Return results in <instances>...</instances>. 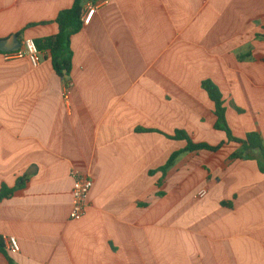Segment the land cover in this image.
Segmentation results:
<instances>
[{
  "label": "crops",
  "instance_id": "1",
  "mask_svg": "<svg viewBox=\"0 0 264 264\" xmlns=\"http://www.w3.org/2000/svg\"><path fill=\"white\" fill-rule=\"evenodd\" d=\"M71 7L0 0V41L54 37ZM71 49L67 80L48 53L34 67L0 52V192L15 190L0 237L21 247L0 264H264V172L230 160L241 146L203 87L236 138L264 140V0H108ZM179 132L224 145L183 152ZM72 169L94 179L79 221Z\"/></svg>",
  "mask_w": 264,
  "mask_h": 264
},
{
  "label": "trees",
  "instance_id": "2",
  "mask_svg": "<svg viewBox=\"0 0 264 264\" xmlns=\"http://www.w3.org/2000/svg\"><path fill=\"white\" fill-rule=\"evenodd\" d=\"M88 1L96 0H72L71 9L62 11L55 23L59 26V33L41 41H35L42 53H48L52 61L54 71L65 80L69 79L73 66V52L71 49L72 38L83 28V16L85 13V4ZM204 90L209 94V98L215 105V115L217 117L216 128L224 131L229 142H234L241 146L238 152L233 154L230 160H257L260 165V171L264 172V140L258 133L247 134L246 138H236L227 124V111L223 100L221 90L211 81H203ZM178 140H186L188 145L183 152L196 151H219L224 143L216 146L208 144L195 143L185 132L176 134ZM180 153H175L170 162L162 169L164 174L175 164ZM23 187V182L20 188ZM15 190L3 187L0 192V201L13 197ZM4 239L0 237V252L8 254Z\"/></svg>",
  "mask_w": 264,
  "mask_h": 264
},
{
  "label": "built area",
  "instance_id": "3",
  "mask_svg": "<svg viewBox=\"0 0 264 264\" xmlns=\"http://www.w3.org/2000/svg\"><path fill=\"white\" fill-rule=\"evenodd\" d=\"M108 0H102L100 2L93 3L91 1L85 4V13L82 19L83 25H89L93 18L95 17L97 11L101 6H103ZM34 39H27L23 42V49L16 52L6 53L5 57L7 60H13L16 58L24 59L28 58L32 63L31 65L37 67L41 63V51L39 50ZM71 83L66 84L65 92L63 97L65 101L70 100L69 89L71 88ZM71 176L74 180L73 182V205L70 213V219L73 221L82 220L86 214L87 206L89 205V197L91 190L93 188L94 179L83 174L77 169L71 170ZM207 196V190L202 189L198 191L199 199H203ZM5 242V240H4ZM6 250L10 255H16L20 252V244L18 240L14 237L6 238Z\"/></svg>",
  "mask_w": 264,
  "mask_h": 264
},
{
  "label": "water",
  "instance_id": "4",
  "mask_svg": "<svg viewBox=\"0 0 264 264\" xmlns=\"http://www.w3.org/2000/svg\"><path fill=\"white\" fill-rule=\"evenodd\" d=\"M18 36L5 41H0V52L2 53H11L21 50V44Z\"/></svg>",
  "mask_w": 264,
  "mask_h": 264
}]
</instances>
